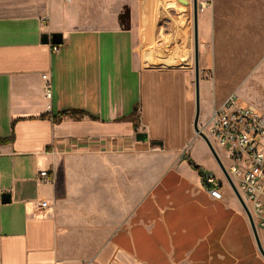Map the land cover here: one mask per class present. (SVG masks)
Instances as JSON below:
<instances>
[{"label":"crops","instance_id":"crops-1","mask_svg":"<svg viewBox=\"0 0 264 264\" xmlns=\"http://www.w3.org/2000/svg\"><path fill=\"white\" fill-rule=\"evenodd\" d=\"M172 4L188 31L191 6ZM143 42L135 26L88 20L80 0H0V138H12L0 145V264H264L236 194L224 184L211 197L187 160L223 180L194 130L193 67L147 66ZM200 90L203 128L232 93L207 101L201 74ZM68 110L86 115L57 118Z\"/></svg>","mask_w":264,"mask_h":264},{"label":"rangeland","instance_id":"rangeland-1","mask_svg":"<svg viewBox=\"0 0 264 264\" xmlns=\"http://www.w3.org/2000/svg\"><path fill=\"white\" fill-rule=\"evenodd\" d=\"M172 1L80 0V5L88 20L106 19L111 25L125 23L139 29L147 66L187 64L194 69L193 9L190 29L185 31L187 9L173 13ZM206 1L209 40L200 49L201 78L209 92L206 100L214 101V91L217 98L235 93L242 103L264 113V0ZM171 19L176 24L174 35L165 27Z\"/></svg>","mask_w":264,"mask_h":264},{"label":"built area","instance_id":"built-area-1","mask_svg":"<svg viewBox=\"0 0 264 264\" xmlns=\"http://www.w3.org/2000/svg\"><path fill=\"white\" fill-rule=\"evenodd\" d=\"M71 1V0H67ZM208 7L209 3L201 4ZM58 46H53L58 51ZM45 97H52V83L48 75H43ZM214 146L219 159L225 158L229 166H224L243 202L249 209L256 226L264 230V113L251 105L242 103L232 93L225 103L215 110L208 122L200 126ZM39 180L49 181L48 171H41ZM203 181L210 196L221 200V188L224 184L233 188L223 173V180L218 183L212 174L203 175ZM234 192V191H233ZM235 193V192H234ZM42 202L40 207H46Z\"/></svg>","mask_w":264,"mask_h":264},{"label":"water","instance_id":"water-1","mask_svg":"<svg viewBox=\"0 0 264 264\" xmlns=\"http://www.w3.org/2000/svg\"><path fill=\"white\" fill-rule=\"evenodd\" d=\"M179 2L185 4L186 6H192L193 9V26H194V74H195V92H196V114H195V120H194V130L196 134H198L200 137H202L205 142L207 143L213 157L216 159V161L219 163V165L222 168L223 173L229 180L233 191L235 192L236 196L240 200L247 216L249 217L253 232L255 234L257 244L259 246V249L261 253L264 256V251L260 245L258 234H257V226L253 220V217L247 208L246 204L243 202L239 192L235 188L233 182L231 181L226 169L220 162V159L218 157V154L214 148V146L211 144V142L208 140V138L205 136V134L200 130L199 126V118H200V111H201V105H200V74H201V69H200V49H199V30H198V13H199V0H178ZM52 43L53 44H61L62 43V36L60 34H54L52 37ZM146 136L145 135H139L138 140L142 141L145 140ZM10 201L9 194H4L2 196V202L7 203Z\"/></svg>","mask_w":264,"mask_h":264},{"label":"trees","instance_id":"trees-1","mask_svg":"<svg viewBox=\"0 0 264 264\" xmlns=\"http://www.w3.org/2000/svg\"><path fill=\"white\" fill-rule=\"evenodd\" d=\"M68 115H70V116H72V117H74V118H81V117H83V116L86 115V112H84V111H77V110H68V111L61 112V113L57 116V118L60 120V119H62V117H64V116H68ZM55 122H56V118H55ZM11 140H12V138H0V145H1V144H7V143H9ZM187 160H188V162L190 163V165H191L193 168H195V169L201 171L202 175H205V174H206V173H205V172H204L199 166H196V165L193 163V161H192L191 159L187 158Z\"/></svg>","mask_w":264,"mask_h":264}]
</instances>
